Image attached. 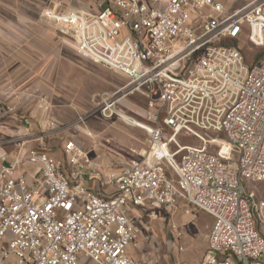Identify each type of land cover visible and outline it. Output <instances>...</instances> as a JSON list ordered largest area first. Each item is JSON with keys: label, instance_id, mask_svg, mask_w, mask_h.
Listing matches in <instances>:
<instances>
[{"label": "built area", "instance_id": "1", "mask_svg": "<svg viewBox=\"0 0 264 264\" xmlns=\"http://www.w3.org/2000/svg\"><path fill=\"white\" fill-rule=\"evenodd\" d=\"M98 1L95 14L42 16L78 55L127 79L95 102L103 119L143 129L148 149L113 172L72 140L67 164L22 147L11 161L0 146V264H145L130 252L131 212L150 206L214 219L204 264H264V198L247 186L264 182V58L248 65L239 47L245 34L264 55V0ZM135 94L146 102L136 116L122 108Z\"/></svg>", "mask_w": 264, "mask_h": 264}, {"label": "crops", "instance_id": "2", "mask_svg": "<svg viewBox=\"0 0 264 264\" xmlns=\"http://www.w3.org/2000/svg\"><path fill=\"white\" fill-rule=\"evenodd\" d=\"M98 4V0H0V146L11 161L22 157L20 147L23 152L38 148L52 156V149H63L69 140L82 147L74 127L80 117H87L82 127L95 137L90 121L97 114L88 113L98 107L100 94L120 89L118 81L125 77L78 55L70 37L42 15L51 8L95 14ZM93 162L104 168L102 162ZM22 168L31 170L28 165ZM84 183L98 189L88 175Z\"/></svg>", "mask_w": 264, "mask_h": 264}, {"label": "rangeland", "instance_id": "3", "mask_svg": "<svg viewBox=\"0 0 264 264\" xmlns=\"http://www.w3.org/2000/svg\"><path fill=\"white\" fill-rule=\"evenodd\" d=\"M225 4L228 5L230 2L225 1ZM243 4L239 2L233 7L237 8ZM239 47L243 49L248 65L258 63L264 58V55H260L262 50L247 43L245 34L239 39ZM118 83L120 87H124L127 80L120 77ZM145 103L141 95L135 94L122 102V108L126 113L136 116L143 112ZM94 114L97 115L90 121V130L95 137L89 136L84 131V127L80 126L78 130L76 129L79 135L75 139L82 142L83 149L88 148L90 159L102 162L106 170L121 171L130 165V162L139 159V154L148 148V135L143 129L117 118L112 119L113 122L104 121L99 115L98 107L88 113L89 116ZM179 140L181 145L189 143V140L183 137ZM52 154L67 164V158L61 147L52 149ZM168 172L171 174L170 170ZM75 173V169L66 168V174L70 179H75ZM247 186L258 198H264V182L248 183ZM132 212L131 219L140 229L138 238L130 249L135 259L145 264H204L209 257L208 236L214 219L207 213L191 208L190 215H187L182 207L170 213L153 206L145 210L133 208ZM254 225L259 230L256 221ZM147 228L150 229L149 233ZM261 230L264 232V228ZM147 236L150 239H147Z\"/></svg>", "mask_w": 264, "mask_h": 264}]
</instances>
